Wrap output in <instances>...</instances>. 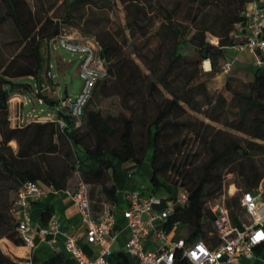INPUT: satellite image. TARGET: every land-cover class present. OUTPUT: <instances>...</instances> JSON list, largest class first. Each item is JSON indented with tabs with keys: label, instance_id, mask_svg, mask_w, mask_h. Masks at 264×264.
Listing matches in <instances>:
<instances>
[{
	"label": "trees",
	"instance_id": "trees-1",
	"mask_svg": "<svg viewBox=\"0 0 264 264\" xmlns=\"http://www.w3.org/2000/svg\"><path fill=\"white\" fill-rule=\"evenodd\" d=\"M4 1L9 5L15 37L10 51L0 44V238L23 243L13 213L15 198L3 200L7 191L17 194L27 181L65 190L78 173L90 185L95 210L105 199L119 205L113 158L141 164L148 152L154 191L162 186L173 198L171 184L184 188L188 196L167 216V232L182 226L187 242L202 239L212 245L217 242L213 219L222 207L235 224L248 221V217L242 219V194L257 188L264 178V162L259 167L252 153L264 150V65L257 66L248 81L228 76L218 94L207 86V80L221 71L225 49L234 43L232 31L243 20L248 0H120L125 23L109 18L94 31L87 24L97 19L87 10L78 31L96 39L106 74L96 81L79 125L52 94L56 82L49 74L51 59L46 47L66 24L33 12L28 0ZM82 1L91 8L99 4L98 0H69L67 16ZM107 3L111 8L116 2ZM207 59L211 68L203 70L202 62ZM22 77L33 79L34 93L57 108L56 118L12 124L9 98L13 92L29 90L19 80ZM94 94L118 98L119 110L111 113L91 107ZM186 104L247 137H236L194 117ZM187 127L192 136L187 137ZM92 160L97 168L91 167ZM224 169L235 174L241 185L231 183L226 197H221ZM170 170L175 174L173 180ZM50 215L48 207L42 217ZM110 261L129 264L122 252ZM57 263L52 258L43 264ZM0 264L17 261L0 247ZM174 264L190 262L178 252Z\"/></svg>",
	"mask_w": 264,
	"mask_h": 264
},
{
	"label": "built area",
	"instance_id": "built-area-1",
	"mask_svg": "<svg viewBox=\"0 0 264 264\" xmlns=\"http://www.w3.org/2000/svg\"><path fill=\"white\" fill-rule=\"evenodd\" d=\"M243 16V20L236 23L232 31L234 43L228 47L234 50L235 55L232 60H226L223 63L225 72L232 69L238 53L244 50H249L256 55L257 66L264 65V0H248ZM76 37L64 30L57 36L56 41L68 50L80 54L79 74L83 79L81 90L74 96L70 94H66L65 97L58 96L60 106L67 108L76 119V124L79 125L84 106L98 78L106 74V67L104 59L99 55L96 39L80 34ZM49 74L53 75L50 71ZM29 118L25 120L21 114L16 117V123L32 119L41 120L38 115ZM60 123L62 126L65 124L64 121ZM50 188L56 190L53 187ZM182 189L181 194L173 198L168 195L159 196L150 191L130 190L124 194L127 206L120 211L127 220L129 231L125 249L138 259V264H174L178 252L190 264H236L242 256L254 255L255 247L264 242L263 182L254 190L244 191L242 194L241 205L247 214V222L242 225L235 224L227 208L222 207L218 211L213 219L217 242L212 245L202 239L187 242L183 235L172 239L164 229L165 220L175 206L187 201V192L184 188ZM46 191V187L41 183L27 181L19 188L15 196L13 213L18 221L23 243L29 246H34L32 233H37L44 239L49 233L57 232L61 228V223L53 218L48 225L39 226L32 221L30 205L42 197ZM67 191L81 214L86 241L93 244L96 250L92 254L88 253L79 242L77 235L65 231L67 248L78 264H112L110 256L112 244L117 238L114 226L119 211L118 206L105 199L95 210L90 197V185L82 179H79L75 189H67ZM163 201L164 208L157 209L156 206ZM151 232L156 233L157 241L155 247L149 248L145 241ZM17 264L36 263L29 257Z\"/></svg>",
	"mask_w": 264,
	"mask_h": 264
},
{
	"label": "rangeland",
	"instance_id": "rangeland-1",
	"mask_svg": "<svg viewBox=\"0 0 264 264\" xmlns=\"http://www.w3.org/2000/svg\"><path fill=\"white\" fill-rule=\"evenodd\" d=\"M98 1L99 4L96 5V7L94 8H91L90 5H88L85 1L78 2L79 3L78 10H75L76 12L74 14L67 16L69 0H28L30 4L29 6L31 7L33 12H37V13L39 12L42 16L45 17L50 16L51 18L54 19V21L57 20L63 22L64 24H66V29H65L66 33H71L74 37L79 36L80 34L78 29L80 30L81 27L83 26L81 23L84 22V17L86 14L85 12L87 10H90L91 14L93 13L95 18L97 19L96 23L91 22L87 24L89 29L92 31L96 30V28H98L99 26H104L105 24H107L109 22V18L116 19L121 24L125 23V11L123 8V4L120 0H115L116 3L111 8L107 3V0H98ZM8 10H9L8 3L4 0H0V16L2 14H5L3 20L1 19L0 22V44L4 46L5 50L10 51L14 48L12 40L15 37V29L13 26L12 16L7 13ZM210 39L212 41H215V38L213 36H210ZM138 40L141 41L142 39L139 38ZM46 49H49V56L51 59L50 72L53 74L52 76L56 82L55 86L52 87L53 89L52 94L55 96L63 95L64 89L67 86L69 94L74 96L81 90V87L83 85V79L79 74L80 54L68 50L67 48L61 46L57 41L50 42L49 45L46 47ZM187 50L191 51L192 49L189 47L187 48ZM233 51L234 50L230 47L226 48L225 50L226 60L233 59L235 55ZM238 55H239V60L233 63V68L239 66L241 75H243V77L245 78L252 77L254 73V67L252 64L253 63L252 55L248 54L247 51H242L238 53ZM137 60L139 61V59ZM202 68L203 70H205L204 61L202 62ZM221 71H223L222 66H221ZM232 73L233 71L230 70L228 72H225V76L223 78H218L217 75H215L212 78H209L207 80V86L209 90L214 94H218V92L224 86L226 78L228 76H233ZM204 77L206 78V76ZM20 81L26 82L29 80L27 79V77H22L20 78ZM20 91H23L22 95L25 97L26 102H24V104L21 102V105H19V103L17 102L15 104V99H14L15 95L14 94L11 95V100H12L11 112L15 113V115L18 116L20 111L21 114L23 115V119L27 120L32 115L56 114L57 108L55 106L49 105L46 102L39 101L38 97L33 92L34 90L31 92L30 90L27 89L26 90L23 89ZM227 94L229 95L228 92ZM90 105L91 107H98L102 109L103 112L116 113L119 110L118 98L108 97L99 94L93 95L90 101ZM186 107L194 117L198 119H202L205 122H209L213 124L216 128L226 129L236 137H247V135L241 131H238L234 128H230L222 124L221 122L209 119L207 116H205L203 112H199L192 109L190 105L186 104ZM229 115L231 116V114ZM186 133H187V137L193 135L190 132L189 127H187ZM241 142L246 145L245 141L241 140ZM11 144L13 146H16L15 141H12ZM252 153L255 154L254 159L256 160V163L259 165V167L263 168L262 163L264 162V150L259 149ZM95 163L97 164V162ZM173 173H174L173 170L169 171L171 180L175 178V174ZM179 178L180 177H178L177 179L179 180ZM223 179L225 180L224 191L221 197H226L227 190L231 183L234 182L237 187L238 185H241L240 180H238V177L235 174L228 173L227 169L223 170ZM169 186L173 190L175 196H179L183 191V189L180 187H175L174 185L171 184ZM160 190L156 189L155 191V193L159 196H163L162 195L163 192L169 193V191L162 186L160 187ZM7 194L8 197L4 196L3 200H8L9 202H11L16 196V191L14 190H12L11 192L7 191ZM236 195H239V193H236ZM122 206H124V204H122ZM242 219L244 221H247V216L244 212L242 213ZM186 231L187 230L184 227L179 226L171 229L168 232V236L173 239L178 235H184Z\"/></svg>",
	"mask_w": 264,
	"mask_h": 264
},
{
	"label": "crops",
	"instance_id": "crops-1",
	"mask_svg": "<svg viewBox=\"0 0 264 264\" xmlns=\"http://www.w3.org/2000/svg\"><path fill=\"white\" fill-rule=\"evenodd\" d=\"M226 50V49H225ZM248 54L253 57V67L254 73L252 77H243L240 72L239 66L233 68L232 66V75L241 80H251L254 77L257 65H256V55L249 51ZM233 53H235L233 51ZM237 60H239V55H237ZM226 55L222 59V65L226 61ZM205 70H209L211 68L210 60H204ZM209 65V66H208ZM225 76V71H220L217 74L218 78H223ZM32 79L28 77L27 79L30 82ZM20 80V79H19ZM32 83V82H31ZM224 83V82H223ZM34 86V85H33ZM34 90V89H33ZM33 90H30L33 91ZM65 90H68L67 86ZM23 91L13 92L15 104L16 102L21 105V102L24 104L26 102L25 97L22 95ZM34 92V91H33ZM69 93V92H68ZM11 94V95H12ZM11 96L9 98V111H10V119L12 124L16 123L15 113L11 112ZM21 115L19 111L18 116ZM34 116V115H32ZM42 119L56 118V114H48V115H38ZM30 119V118H29ZM114 166H115V178L113 182L116 183L118 188V199L120 204L117 205L118 214L116 218V223L114 226V231L117 233V238L112 244V253L110 259H115L116 255L120 252L125 253L128 258L129 264H138V259L132 255H130L125 249V243L129 236V231L127 228V220L122 215L120 209L127 206V200L124 199V194L130 190L136 191H150L154 192V186L151 183V178L153 174L152 169V157L151 153L148 152L145 160L141 164H137L134 161H121L117 158H113ZM90 165L93 168H97V164L92 160L90 161ZM79 174L76 173L69 180L68 186L65 190H53L48 185H44L47 189L46 193L40 197L39 199L33 201L30 205V215L32 221L36 225H48L50 220L53 218L61 223V228L57 232L49 233L46 238H41L37 233H32L31 236L34 240V246H29L27 244H15L7 237L0 238V247L3 252L18 262L25 260L26 258L31 257L36 264H43L45 261L56 258L57 264H78L74 256L71 254L70 250L66 246V236L65 231L69 233H74L79 237V242L83 245L85 250L92 254L95 252L96 248L93 244H90L86 241V232L85 227L81 220V214L79 209L72 198V196L68 193L67 189L73 190L76 188V185L79 181ZM264 183V178L261 180ZM260 182V183H261ZM160 190V189H157ZM161 191V190H160ZM168 193H162L163 196H166ZM124 204V206H122ZM165 206V202L163 201L161 204L157 205V209H163ZM50 208L51 215L48 219H43L42 214L44 210ZM157 236L156 233L151 232L149 236L146 238L145 244L147 247L152 248L156 246ZM112 261V260H111ZM112 264H114L112 262ZM124 264V263H122ZM236 264H264V242L257 245L254 249V255L252 257L242 256L240 261Z\"/></svg>",
	"mask_w": 264,
	"mask_h": 264
},
{
	"label": "water",
	"instance_id": "water-1",
	"mask_svg": "<svg viewBox=\"0 0 264 264\" xmlns=\"http://www.w3.org/2000/svg\"><path fill=\"white\" fill-rule=\"evenodd\" d=\"M26 85L28 86L29 90H33L34 86L31 82H26ZM65 93L67 94V90L65 91Z\"/></svg>",
	"mask_w": 264,
	"mask_h": 264
},
{
	"label": "bare ground",
	"instance_id": "bare-ground-1",
	"mask_svg": "<svg viewBox=\"0 0 264 264\" xmlns=\"http://www.w3.org/2000/svg\"><path fill=\"white\" fill-rule=\"evenodd\" d=\"M209 66V65H208Z\"/></svg>",
	"mask_w": 264,
	"mask_h": 264
}]
</instances>
